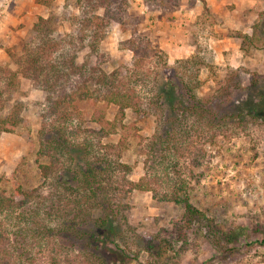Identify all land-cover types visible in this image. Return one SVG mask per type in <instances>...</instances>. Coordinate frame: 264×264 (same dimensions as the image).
<instances>
[{"label":"trees","instance_id":"16d2710c","mask_svg":"<svg viewBox=\"0 0 264 264\" xmlns=\"http://www.w3.org/2000/svg\"><path fill=\"white\" fill-rule=\"evenodd\" d=\"M123 4V0H78L79 14L69 18L72 30L68 33L59 32L55 17H39L21 54L12 58L17 70L0 67V79L9 90L21 77L45 95L37 152L45 161L38 166L42 183L31 190L16 186L10 193L0 191V264L38 263L27 253L29 240L40 242L42 254L50 253L49 264H109L105 247L115 244L119 248L117 239L125 237L123 228H130V206L124 202L122 189L152 191L158 199L156 185L161 180L151 177L150 166L168 167V191L159 199L182 205L183 212L164 236H147L143 251L152 258H162L174 250V244L186 250L200 234L216 250L229 251L228 245L237 237L234 230H222L191 204L190 184L179 175V160L191 147V129L206 126L217 130L232 116L197 96V70L178 72L147 40L127 41L132 53L130 65L99 52L110 22L118 21ZM260 17L264 22V12ZM257 32L243 36V42L259 38ZM84 49L89 50V58L79 62L78 53ZM147 63L154 67L146 68ZM139 83L147 88L146 96L136 90ZM88 102L94 107L86 120V125H94L90 128L84 125L83 117ZM100 103L117 108L112 120ZM127 111L153 116L156 123L151 137L135 134L140 140L138 153L144 155V175L138 182L129 179L132 166L122 161L130 133L123 123ZM17 114L0 116V132L12 133L20 127ZM117 134L120 138L114 143L112 138ZM66 246L79 257L64 260L60 253ZM118 250L123 263L131 260L127 248Z\"/></svg>","mask_w":264,"mask_h":264},{"label":"rangeland","instance_id":"374dc122","mask_svg":"<svg viewBox=\"0 0 264 264\" xmlns=\"http://www.w3.org/2000/svg\"><path fill=\"white\" fill-rule=\"evenodd\" d=\"M77 1L0 0V67L17 70L12 58L21 54L23 43L29 39L39 17L53 16L59 32H70L68 20L79 14ZM123 1L126 5L117 15L118 21L110 22L99 52L130 65L132 53L127 49V41L147 40L178 72L197 70L200 82L197 96L232 116L217 130L206 126L191 129V147L184 151L185 158L179 160V175L190 184L191 204L222 230H234L237 237L228 245L229 251L216 250L203 234L193 237L186 250L174 244V250L162 258H152L143 251L147 236H164L163 232L170 230L172 222L183 212L182 205L159 199L168 191V167L150 166L151 177L161 180L156 185L160 192L158 199L152 191L122 189L124 202L130 206L127 212L130 228H123L125 237L117 242L120 249L127 248L126 255L131 260L123 263L117 245L108 244L105 255L109 264H264V22L260 17L264 0ZM25 15L28 20L23 22ZM256 30L259 38L243 42V36H251ZM86 58L88 49L78 53L79 62ZM152 65L147 63L146 68ZM7 87L0 79V116L18 111L22 121L16 131L0 132V191L10 193L16 186L31 190L42 183L38 166L45 161L38 158L37 152L45 95L21 77L10 90ZM146 89L143 83L136 87L143 96ZM99 107L106 111L109 120L117 114L114 106L100 103ZM93 108L91 102L83 108L84 125ZM123 123L129 126L130 133L122 161L132 166L129 179L138 182L144 175V155L140 157L138 153L140 140L135 134L151 137L155 118L127 111ZM118 138L120 134L112 138L113 142ZM194 158L198 160H190ZM3 222L7 225L8 219ZM38 243L29 240L27 253L38 262L34 264H49L50 253L39 252ZM46 246L41 242L45 251ZM58 248L55 250L60 253ZM60 256L64 260L79 257L69 246Z\"/></svg>","mask_w":264,"mask_h":264},{"label":"crops","instance_id":"0c3cea01","mask_svg":"<svg viewBox=\"0 0 264 264\" xmlns=\"http://www.w3.org/2000/svg\"><path fill=\"white\" fill-rule=\"evenodd\" d=\"M26 15L23 17V22H25L26 21ZM27 20H28V18H27Z\"/></svg>","mask_w":264,"mask_h":264}]
</instances>
